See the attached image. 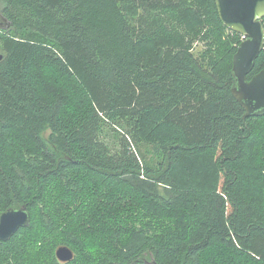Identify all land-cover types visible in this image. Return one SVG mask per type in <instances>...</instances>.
<instances>
[{"label": "trees", "instance_id": "16d2710c", "mask_svg": "<svg viewBox=\"0 0 264 264\" xmlns=\"http://www.w3.org/2000/svg\"><path fill=\"white\" fill-rule=\"evenodd\" d=\"M0 20V213L30 221L0 264H264V113L232 92L241 34L214 0H0Z\"/></svg>", "mask_w": 264, "mask_h": 264}, {"label": "water", "instance_id": "95a60500", "mask_svg": "<svg viewBox=\"0 0 264 264\" xmlns=\"http://www.w3.org/2000/svg\"><path fill=\"white\" fill-rule=\"evenodd\" d=\"M218 16L230 30L245 35L232 58V71L236 82L232 92L245 108V116L264 113V68L247 79L254 60L264 47V0H214ZM25 206L8 208L0 214V241L9 239L19 227L29 225ZM59 261L67 262L73 257L67 246L55 251Z\"/></svg>", "mask_w": 264, "mask_h": 264}, {"label": "built area", "instance_id": "2783aa9c", "mask_svg": "<svg viewBox=\"0 0 264 264\" xmlns=\"http://www.w3.org/2000/svg\"><path fill=\"white\" fill-rule=\"evenodd\" d=\"M261 22H262V24H263V26H264V18L261 19ZM245 38H246V36L241 34V40H243V39H245Z\"/></svg>", "mask_w": 264, "mask_h": 264}, {"label": "rangeland", "instance_id": "374dc122", "mask_svg": "<svg viewBox=\"0 0 264 264\" xmlns=\"http://www.w3.org/2000/svg\"><path fill=\"white\" fill-rule=\"evenodd\" d=\"M0 23H1V20H0ZM196 50H197V51H198V50H201V44H200V43L196 45ZM0 214H1V213H0Z\"/></svg>", "mask_w": 264, "mask_h": 264}]
</instances>
